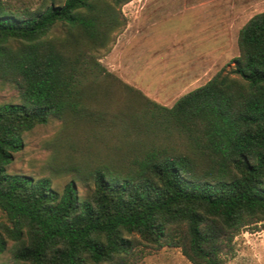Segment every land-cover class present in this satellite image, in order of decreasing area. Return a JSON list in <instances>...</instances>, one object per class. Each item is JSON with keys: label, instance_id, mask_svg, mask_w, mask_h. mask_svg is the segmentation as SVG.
Returning <instances> with one entry per match:
<instances>
[{"label": "trees", "instance_id": "1", "mask_svg": "<svg viewBox=\"0 0 264 264\" xmlns=\"http://www.w3.org/2000/svg\"><path fill=\"white\" fill-rule=\"evenodd\" d=\"M128 1H0V78L20 96L0 102V264H128L139 244L222 264L242 228H264V10L239 28L233 66L169 106L97 55ZM52 117L91 126L69 143L91 155L83 197L74 179L57 190L7 170Z\"/></svg>", "mask_w": 264, "mask_h": 264}, {"label": "rangeland", "instance_id": "2", "mask_svg": "<svg viewBox=\"0 0 264 264\" xmlns=\"http://www.w3.org/2000/svg\"><path fill=\"white\" fill-rule=\"evenodd\" d=\"M0 1L11 7H34L40 0ZM179 1L130 0L126 2L121 7V11L126 16V24L113 32L108 48H101L97 52L99 60L108 69L117 75H119V71L126 72L127 60L126 58L121 60L119 53L123 50L124 53L126 52L128 34H132L136 30L134 27L128 29V20L142 9L148 11L157 8L158 11L166 7L170 13L165 18L151 27L139 29V35L133 36L131 41L132 44H142V48L144 47V60L147 63L143 68L147 74L141 76L139 81L142 82L143 89L146 87L151 89L149 94L144 93L160 103L164 101L170 104L181 94L182 90L205 82L220 69L231 68L234 63L233 58L239 54L237 43L239 28L251 15L264 8V4H258L257 0H231L232 12L225 14L230 17L231 21L216 28V38L213 44L212 40L200 39L199 29H184L186 23L181 18L182 16L187 17L189 13L177 12L176 6ZM148 16L154 17L152 14H148ZM189 36L198 38V43L189 44L187 42L190 40ZM200 50L209 53L208 57L200 59V62H209L204 72L186 85L177 83L174 86L173 83L175 84V79L179 77L178 74L183 68V60L189 54H196ZM124 56L127 55L124 54ZM125 75L127 76V74ZM8 101H20L18 88L14 82L0 78V102ZM90 128L91 126L87 123L68 124L56 117L50 118L45 123L36 124L23 133V146L14 152L7 170L11 173L28 174L34 178L47 176L51 179L52 186L57 190H62L69 180L74 179L79 196L87 195L92 189V184L81 178L79 168L85 163L91 164L92 160L89 157L91 155L70 148L69 143L74 142L77 145L87 142V137L91 141ZM8 255L9 253L6 252L3 257L7 258ZM128 264L197 263L187 259L178 246L156 247L150 244H139L130 255ZM222 264H264V228H242L234 237V251L225 256Z\"/></svg>", "mask_w": 264, "mask_h": 264}, {"label": "crops", "instance_id": "3", "mask_svg": "<svg viewBox=\"0 0 264 264\" xmlns=\"http://www.w3.org/2000/svg\"><path fill=\"white\" fill-rule=\"evenodd\" d=\"M258 4H264V0H257ZM231 6L232 1L231 0H180L177 4V12L184 14L185 12H188L189 15L187 17L182 16V21L186 23V26L184 29L189 28H196L199 29L198 36L201 40H212L213 44L216 38L215 30L217 27H221L223 24L226 25L231 21L230 17L225 16L227 13H231ZM151 9V10H140L133 18L128 20V29L130 30L132 27L136 28L132 34H128V44L126 48V52L124 53V50L119 53V58L121 60L125 59L127 60L128 66L126 72H118V74L128 82L134 84L135 86L139 87L143 92L149 94L151 92L150 87H146V89H143V85H141L140 77L143 75H146L147 72H144L145 69L143 67H146V60H144V47L142 48V44H132V37L139 35V29H146L148 27H151L153 24L158 22L159 20L165 18L167 14L170 13V11L167 10V8H162L160 10ZM264 10V8L260 9L259 11ZM148 14L154 15V17L150 18ZM224 14V15H223ZM200 34V35H199ZM190 40L187 41L189 44L195 45L198 43V38L193 36H189ZM194 51L193 49L191 50ZM191 52V53H192ZM126 54L127 56H124ZM209 53L208 51L200 50L196 54H189L187 58L183 60L182 63V70L181 73L179 72L178 78L175 80L174 86H176L177 83H181L180 85H186L190 83L191 80L198 77L199 74L204 72V69L209 65L208 61L200 62L201 57L204 58L205 56L208 57ZM127 74V76L125 75ZM209 79V78H208ZM207 79V80H208ZM206 80V81H207ZM171 83V84H172ZM204 83V82H203ZM202 84V83H201ZM200 84H197L198 86ZM195 86V87H196ZM194 87H190L188 89L182 90L181 94L187 92L188 90L192 89ZM156 89V88H155ZM153 89V91H155ZM180 94V95H181ZM179 95V96H180ZM177 96V97H179ZM157 99L156 97H154ZM175 98L172 103H165L162 101V103L166 105H172L173 102L176 100Z\"/></svg>", "mask_w": 264, "mask_h": 264}]
</instances>
